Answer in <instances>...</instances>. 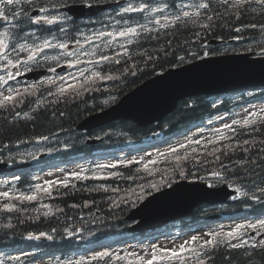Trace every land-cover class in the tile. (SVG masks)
<instances>
[{"label": "trees", "instance_id": "1", "mask_svg": "<svg viewBox=\"0 0 264 264\" xmlns=\"http://www.w3.org/2000/svg\"><path fill=\"white\" fill-rule=\"evenodd\" d=\"M177 2L167 0L174 5L169 12L171 23L130 39L125 55L97 64L89 78L65 90L31 91L22 99L0 104V158L18 164L34 159L38 149H52L54 158L62 162L76 154L90 158L98 147L109 149L159 133H174L206 115L228 110L225 103L212 106L210 100L197 96L182 100L170 115L146 128L121 120L87 133L75 128L85 116L105 109L168 68L189 63L207 52L264 50V0H193L195 8L191 13H180L175 7ZM212 38L234 41L226 47L207 46ZM115 53L117 44L106 47L103 56ZM86 136L103 140L95 146L87 145ZM229 142L233 143L216 154L219 147ZM180 150L178 156L139 169L133 161L115 163L105 166V174H73L35 191L30 169L19 172L8 191L0 190V248H39L65 256L82 250L84 243L123 233L125 215L145 189L154 188L153 185L175 176L179 170L199 173L223 166L221 173L225 180L243 193L229 203L228 210L262 212L264 116L238 125L210 144ZM231 162L235 164L230 166ZM142 180L149 186L142 187L139 183ZM199 216L196 211L195 220ZM38 234H46L48 239L39 242L35 237ZM219 238L216 236L205 247L198 244L197 249L204 250L203 256L194 255L183 264H264V242L231 247L230 237ZM90 264H111V261L106 255ZM113 264H128V260L118 257Z\"/></svg>", "mask_w": 264, "mask_h": 264}, {"label": "water", "instance_id": "2", "mask_svg": "<svg viewBox=\"0 0 264 264\" xmlns=\"http://www.w3.org/2000/svg\"><path fill=\"white\" fill-rule=\"evenodd\" d=\"M107 6L72 7L76 15H89ZM210 44H215L212 40ZM264 85V57L251 58L250 54H227L202 58L192 64L169 69L138 85L113 106L84 118L77 126L81 130H92L118 119L135 121L139 126L149 125L169 114L178 101L199 94H218L246 86ZM0 163V172L5 170ZM177 183L174 187L150 197L134 209L130 219L139 222L130 230L146 229L161 225L175 216L189 212L204 200L215 199L216 195L197 183ZM188 188V189H186ZM194 192L183 194L173 202L150 211H142L151 200L162 194L177 190ZM172 196V195H171Z\"/></svg>", "mask_w": 264, "mask_h": 264}, {"label": "flooded vegetation", "instance_id": "3", "mask_svg": "<svg viewBox=\"0 0 264 264\" xmlns=\"http://www.w3.org/2000/svg\"><path fill=\"white\" fill-rule=\"evenodd\" d=\"M71 1L0 0V92L26 82V73L48 68L50 74L55 60H43L47 52L67 61L73 59L67 44L86 43L85 27L73 32L72 18L59 11Z\"/></svg>", "mask_w": 264, "mask_h": 264}, {"label": "rangeland", "instance_id": "4", "mask_svg": "<svg viewBox=\"0 0 264 264\" xmlns=\"http://www.w3.org/2000/svg\"><path fill=\"white\" fill-rule=\"evenodd\" d=\"M259 105H261V106H259ZM259 105H257L256 102H247L241 108H238L233 113H229L228 115H225V116L220 115L217 118L218 121L214 123V127L215 128H222L234 120L245 119L248 115H250V111L255 112V110L257 111L259 109H261V110L264 109V102H262ZM168 143L173 144L174 139L169 140ZM70 165L74 166L73 168H71L74 170L82 169V168H85L87 166V164L84 161H82L80 163L79 162H73ZM95 165H97V164H95ZM50 173H51V170H48V171L44 170L40 174H38L37 176H39V179L37 180V183H43V182L49 180ZM53 176H60L61 177L62 174L57 172V173L53 174ZM212 180L218 181V179H214V178H212ZM5 182L6 181L3 179L0 180V184H5ZM234 220H232L231 218H225V219L220 220L219 221L220 223L216 222L215 224H211V223L207 222L206 224H203L200 227L198 226L199 229L196 230L195 232H187L182 237H178V236L169 234L174 230L170 227V230L168 232H165L166 229H164V230L162 229L159 231V233L156 234V235H158V234L164 233V236H162V237L155 238L154 240H149V239L143 240V239H141V240L135 241L133 243H130V245L128 243H125L121 247H122V249L126 248L128 251L134 252L136 254V256L140 257V259L143 262H147L148 260H150L154 257H157L158 260L161 259L162 262H166L170 258V254L172 255L174 253V251L180 247V244L183 245L187 241L189 243V241L192 240L190 238L193 235L201 234V235H203V238H207L209 233L211 231L215 230L216 227H218V226H222L223 229H230V228L237 226L238 222H236V220L235 221ZM247 220L251 221V219H247ZM171 224H179V221L171 223ZM171 224L167 225L166 227L172 226ZM190 229H192V228H190ZM154 235L155 234L150 235V236L153 237ZM109 240H111V239L106 240V242H108ZM102 251H103V247H101V248L97 247L95 249L91 248L90 252L87 253L86 256L88 257L89 254H91V255H94L97 253L100 254V253H102ZM52 261L53 260H48L45 256H40L37 259H35L32 264H51ZM0 264H2V263H0Z\"/></svg>", "mask_w": 264, "mask_h": 264}]
</instances>
